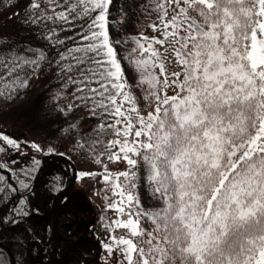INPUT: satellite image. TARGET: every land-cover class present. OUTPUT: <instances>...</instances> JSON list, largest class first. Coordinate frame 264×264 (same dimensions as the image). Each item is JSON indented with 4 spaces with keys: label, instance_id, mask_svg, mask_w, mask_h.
<instances>
[{
    "label": "snow or ice",
    "instance_id": "obj_1",
    "mask_svg": "<svg viewBox=\"0 0 264 264\" xmlns=\"http://www.w3.org/2000/svg\"><path fill=\"white\" fill-rule=\"evenodd\" d=\"M112 5L29 0L26 21L57 49L64 91L53 99H67L68 112L83 106L110 120L99 124L114 136L107 159L128 166L79 173L100 175L103 191L111 193L106 207L125 217L107 226L125 230L103 244L107 256L112 264H264V0H157L159 22L149 27L159 36L133 37L125 57L147 86L146 114L113 46ZM156 45L171 52L178 71L168 72L169 57ZM24 53L0 60V85L9 98L39 75L42 62L51 64L41 48ZM0 142L21 149L3 132ZM30 147L42 151L35 142ZM137 172L158 207L142 205L134 191ZM145 219L151 231L141 226Z\"/></svg>",
    "mask_w": 264,
    "mask_h": 264
},
{
    "label": "rangeland",
    "instance_id": "obj_2",
    "mask_svg": "<svg viewBox=\"0 0 264 264\" xmlns=\"http://www.w3.org/2000/svg\"><path fill=\"white\" fill-rule=\"evenodd\" d=\"M156 2L157 0H113V5L110 6V36L128 79V87L137 98L140 109L149 107L148 101L144 100L147 86L141 85L142 88L138 89L140 73L134 63L125 57L135 46L133 37L159 36V33L153 32L149 27L150 24L159 22L155 11ZM28 3L29 0H0V60L7 61L14 53L26 54L24 49L27 47H38L45 50L51 64L42 62L39 75L31 77L26 88L12 92L11 98L9 92L0 85V91L4 92V95H0V132L21 143V149L16 150L0 142V149H3L0 151V173L7 174L8 184L13 185L12 188L16 191L33 187L36 192L35 177L37 173L43 172L40 175L41 189L54 190L55 187H60L62 175H68L70 170L55 162L52 165L46 164L44 168L42 159L50 160L54 155L69 158L74 164L69 168L75 166V170L73 182L64 197L67 206L63 205V212L73 214L74 222L66 223L65 229H69L66 232L70 238L85 236L81 253L90 262L106 264L107 261V264H112V258L107 256L103 244L109 242L110 235H121L125 230L113 231L107 226L113 220L125 217H118L114 210L106 207L108 201L105 197L111 193L103 191L106 185L102 183L100 175L80 178L79 173H102L105 165L113 172L126 170L128 166L126 162L113 163L107 159V142L114 136L108 130H100L99 124L109 123L110 120L91 115L89 109L83 106L68 112L67 99L59 103L53 99L57 92L64 91L57 75V49L42 40L35 26L26 22L30 11ZM74 31L75 29H71L61 35H72ZM117 40L120 43H116ZM155 47L161 54L169 57L166 61L168 72L178 71L179 66L173 63L171 52L165 53L164 48L159 45ZM67 91L71 92V88ZM168 94L172 95L173 92L168 90ZM60 108L65 111L61 112ZM31 142L40 145L42 151H34L30 147ZM50 148L51 152L48 151ZM43 155L47 157L43 158ZM97 158L101 163L95 162ZM47 168L49 169L45 174ZM3 177L0 176V179ZM137 177V189L134 191L139 193L142 205L148 209L158 207L146 178H141L139 172ZM37 195L40 196L41 191ZM141 226L146 231H151L153 227L146 219L141 221ZM80 258L83 257L78 258V263Z\"/></svg>",
    "mask_w": 264,
    "mask_h": 264
},
{
    "label": "trees",
    "instance_id": "obj_3",
    "mask_svg": "<svg viewBox=\"0 0 264 264\" xmlns=\"http://www.w3.org/2000/svg\"><path fill=\"white\" fill-rule=\"evenodd\" d=\"M140 88L142 86L138 85V89ZM140 110L142 114H146L151 109L144 107ZM45 157L47 156L43 155ZM49 159H42L44 168L46 164L52 165L55 162L70 172L62 175L60 187H55L54 190H42L40 175L43 172L37 173L34 186L38 192L41 191L40 196L37 191H33V187L16 191L12 188L13 185L8 184L7 174L0 173V176H4L0 179V242L11 250L14 264H94L81 253L85 236L70 238L66 232L69 229H65L66 223L74 222L73 214L63 212V205H66L64 197L73 182L75 166L69 168L73 163L67 157L54 155ZM21 199L24 200L23 204L20 203ZM21 209L22 212L19 211ZM24 212L27 214L24 215ZM79 257L83 258L78 263ZM0 264H9L7 252L2 247Z\"/></svg>",
    "mask_w": 264,
    "mask_h": 264
},
{
    "label": "water",
    "instance_id": "obj_4",
    "mask_svg": "<svg viewBox=\"0 0 264 264\" xmlns=\"http://www.w3.org/2000/svg\"><path fill=\"white\" fill-rule=\"evenodd\" d=\"M0 247H3L6 250V252L8 253L9 264H14V259H13L11 250L5 244H3L1 242H0Z\"/></svg>",
    "mask_w": 264,
    "mask_h": 264
}]
</instances>
